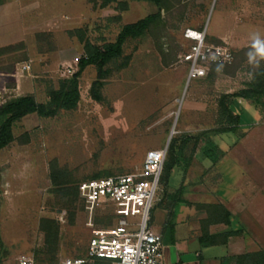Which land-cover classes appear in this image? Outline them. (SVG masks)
<instances>
[{
  "label": "rangeland",
  "instance_id": "1",
  "mask_svg": "<svg viewBox=\"0 0 264 264\" xmlns=\"http://www.w3.org/2000/svg\"><path fill=\"white\" fill-rule=\"evenodd\" d=\"M120 1L127 3L125 10H117L115 3L93 7L88 0H14L23 6L35 3L27 17L33 27L14 43L16 51L0 55V70L13 73V78L0 79V104L28 94L46 102L48 90L76 71L84 51L69 31L81 28L88 40L103 45L113 42L123 25L157 10L147 1ZM160 14L159 23L143 36L128 39L122 56L106 66L101 101L90 95L97 70L89 65L79 78L74 109L60 110L54 117L29 114L13 126L14 140L0 150V264H16L21 254L32 256L36 264L85 257L91 236L87 214L78 195H65L53 183L74 188L84 180L132 173L141 167L148 150L168 147L171 138H195L219 127V97L243 88L264 65L259 56L257 64L247 55L254 34L264 39V0H164ZM187 28L204 31L208 44L229 47L233 61L210 66L204 77L188 80L189 64L182 59L192 43L184 37ZM215 32L232 38L217 39ZM25 63L30 69L21 72L19 67ZM235 104L242 118L241 137L209 136L223 151L213 164L221 177L215 190L224 201L231 200L234 211L240 200L244 206L242 215L233 216L227 229L243 228V252L247 253L264 250V110H253L248 101ZM204 138L194 150L193 142L186 148L185 155L192 157L185 174L179 165L166 174L168 194L180 186L182 178L188 189L193 188L191 180L205 160ZM160 188L162 195L163 184ZM165 200L171 208V201ZM185 207L195 209V218L202 221L208 215L207 208L195 203ZM181 209L176 207L170 216L178 225ZM166 214L161 206L151 209L149 225L154 231ZM110 216L108 209H98L94 225L112 224V218L107 221ZM42 218L59 225L53 250L44 246L39 229ZM222 226L211 224L207 229ZM193 243L189 241L183 254L184 264H221L232 252L227 244L203 246L199 239Z\"/></svg>",
  "mask_w": 264,
  "mask_h": 264
},
{
  "label": "trees",
  "instance_id": "2",
  "mask_svg": "<svg viewBox=\"0 0 264 264\" xmlns=\"http://www.w3.org/2000/svg\"><path fill=\"white\" fill-rule=\"evenodd\" d=\"M153 3L157 10L154 13L130 24L123 25L117 33L113 42L98 45L92 43L85 37L83 29L71 30L68 32L70 36H75L82 45L83 55L77 60V69L69 77L60 80L57 88H51L47 92L48 99L46 102H38L33 95H22L13 97L0 104V150L5 148L14 140L13 126L22 118L29 114H36L39 117H54L60 110H71L77 106L79 101V78L84 69L93 65L97 70V78L91 83L90 95L96 101H101L100 88L102 79L105 78L107 72L106 66L113 60L122 56L123 45L128 39H136L143 36L150 28L155 26L161 20L160 11L164 0H139ZM5 0H0V5ZM94 6H107L115 3L117 10H125L127 3L120 0H88ZM115 18H119L116 16ZM18 49V44H10L0 48V55L14 52ZM210 66H219L218 64ZM209 66V68H210ZM248 101L253 110L263 112L264 110V65L260 66L252 75V78L246 85L233 93L222 94L217 100L218 107V123L219 127L212 128L202 132L199 136L191 138L186 135L179 139L171 138L167 147L166 158L163 163L160 184L164 189L161 201L167 199L171 201V209L180 203L187 205L192 204L191 201L184 198L185 185L182 178L180 186L171 194L165 190V177L169 171L179 165L183 168L184 173L191 161V155L186 156L185 150L188 145L193 142L194 150L200 138H204L205 147L203 154L205 159L209 160L212 165L223 154V151L216 145L210 133L215 135L236 134L237 140L241 137L238 134L242 124L240 111L237 109L235 101ZM168 154V156H167ZM184 162V163H182ZM95 174L93 177L99 176ZM53 185L58 186V190L65 195H78L77 186L74 188L64 187V182H54ZM1 194V189H0ZM201 207L207 208V217L202 221V234L199 241L203 246L223 245L227 244L229 238L239 236L243 233V229H227L226 231L210 234L207 230L208 225L224 224L229 227L231 224V214L221 204L218 203H196ZM169 217L173 216V211L169 212ZM73 214H71V217ZM112 216L107 218L111 220ZM108 224V222H107ZM39 229L44 235L45 248L53 250L59 238V225L51 218H42L39 222ZM36 263V262H35ZM101 264V263H93ZM221 264H264V250L260 249L254 252H247L238 255H230L222 258Z\"/></svg>",
  "mask_w": 264,
  "mask_h": 264
},
{
  "label": "built area",
  "instance_id": "3",
  "mask_svg": "<svg viewBox=\"0 0 264 264\" xmlns=\"http://www.w3.org/2000/svg\"><path fill=\"white\" fill-rule=\"evenodd\" d=\"M184 37L192 43L183 55L189 64L188 80L204 77L210 65L230 64L233 53L226 45L205 42V32L187 28ZM28 63L19 67L28 71ZM167 147L148 150L140 168L132 173L81 181L78 198L87 214L90 239L85 257H68L59 264H163L160 233L149 225L150 211L160 197V179ZM98 209H108L113 223L94 225ZM135 219V220H129ZM16 264H36L21 254Z\"/></svg>",
  "mask_w": 264,
  "mask_h": 264
},
{
  "label": "crops",
  "instance_id": "4",
  "mask_svg": "<svg viewBox=\"0 0 264 264\" xmlns=\"http://www.w3.org/2000/svg\"><path fill=\"white\" fill-rule=\"evenodd\" d=\"M33 4L35 3H32V5L23 6L15 3L14 0H5V2L0 5V48L22 41L24 39L25 30H28V28L32 29L33 25L31 26V24H33V21H30L27 17H29V10L35 8V5ZM214 36L217 39L232 38L221 32H215ZM13 62L16 63V60ZM8 77L13 78V73L7 70H0L1 80H6ZM2 86L0 85V87ZM17 96L22 95H15L14 97ZM200 167L201 170L196 175H194V178L191 180L193 188L188 189L187 182L183 180L186 188L183 192L184 198L195 204H221L229 211L231 214V219L233 216H241L244 207L241 200L239 201V207L234 211L230 207L231 200L224 201V198L217 194L218 191H216L215 188L221 177L220 173L214 169L212 163L205 159L204 161L200 162ZM204 185L207 187L204 188ZM161 198L162 195H160L155 205L161 206L168 216L159 222L157 225L158 230L156 231L162 236L163 264H184L185 259L183 258V254L185 251H187L186 249L187 246H189V241L192 240L193 243L195 240L199 239L202 234V218H195V209L185 207L187 204L183 202L171 209L167 207L166 200L164 199L161 201ZM176 207L182 208L181 211H179L180 213H178V217L181 216L179 217L181 220L179 221L180 225L175 224V222L173 223L172 219H170L168 215L170 211H173V215H175L174 209H176ZM226 230L227 226L223 224L222 227H214L213 229L211 227L208 231L210 234H215ZM167 232L168 238L166 237ZM243 233L239 236L229 238L227 245H230V249L232 251L230 255L244 253ZM197 256L199 257V255Z\"/></svg>",
  "mask_w": 264,
  "mask_h": 264
},
{
  "label": "clouds",
  "instance_id": "5",
  "mask_svg": "<svg viewBox=\"0 0 264 264\" xmlns=\"http://www.w3.org/2000/svg\"><path fill=\"white\" fill-rule=\"evenodd\" d=\"M249 61L253 63H259L257 56L264 59V39L261 38L259 33H256L252 37V50L247 54Z\"/></svg>",
  "mask_w": 264,
  "mask_h": 264
},
{
  "label": "water",
  "instance_id": "6",
  "mask_svg": "<svg viewBox=\"0 0 264 264\" xmlns=\"http://www.w3.org/2000/svg\"><path fill=\"white\" fill-rule=\"evenodd\" d=\"M172 132V131H171ZM171 132H170V135H169V137H168V141H169V139H170V137H171Z\"/></svg>",
  "mask_w": 264,
  "mask_h": 264
},
{
  "label": "bare ground",
  "instance_id": "7",
  "mask_svg": "<svg viewBox=\"0 0 264 264\" xmlns=\"http://www.w3.org/2000/svg\"><path fill=\"white\" fill-rule=\"evenodd\" d=\"M171 134H173V131H172V133Z\"/></svg>",
  "mask_w": 264,
  "mask_h": 264
}]
</instances>
